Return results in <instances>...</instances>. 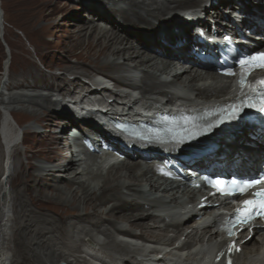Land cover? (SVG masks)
Wrapping results in <instances>:
<instances>
[{
	"label": "bare ground",
	"instance_id": "obj_1",
	"mask_svg": "<svg viewBox=\"0 0 264 264\" xmlns=\"http://www.w3.org/2000/svg\"><path fill=\"white\" fill-rule=\"evenodd\" d=\"M95 1L97 5L89 0L63 2L72 9L69 18L80 19L85 6L91 16L90 21L77 22L71 36L76 42L62 48L65 54L59 62L45 64L59 73L37 76L33 66L24 73L30 81L6 70L1 76L10 90L21 91L0 93V164L6 160L0 167V264H222L213 262L221 242L216 232L219 215L210 216V211L226 206L227 199L213 209L201 207V190L161 174L160 160L151 151L144 152L147 157L133 147L123 152L106 120L175 108L195 116L189 110L222 106L236 94L235 78L197 67L191 54L200 46L195 32L201 29L220 39L230 35L242 48L259 49L264 45V0ZM186 3L199 11L183 8ZM54 4L43 1L38 16H51ZM111 8L121 24L109 18ZM164 16L189 21L147 34L122 27L151 26L153 18ZM100 21L111 28H102ZM74 48L79 50L75 53ZM149 48L160 53H145ZM67 95L72 99L65 103L61 98ZM94 108V132H89L82 120L92 116ZM17 114L47 131L42 146L23 142L19 147L21 133L27 142L32 127L21 130ZM194 123L200 126L205 120ZM58 126L57 134L53 127ZM86 139L96 152L80 143ZM102 145L115 148L126 160L106 168L102 156L109 152H103ZM263 161L264 138L252 126L193 165L215 173H249ZM247 233L239 238L243 241L234 264H264V231L254 229L250 238ZM181 239L182 246L174 247Z\"/></svg>",
	"mask_w": 264,
	"mask_h": 264
},
{
	"label": "rangeland",
	"instance_id": "obj_2",
	"mask_svg": "<svg viewBox=\"0 0 264 264\" xmlns=\"http://www.w3.org/2000/svg\"><path fill=\"white\" fill-rule=\"evenodd\" d=\"M43 1H49V3H53L55 1L54 12L51 14V16L46 19H43L38 16V13L41 11V3H43ZM63 2H68V0H0V93L2 91L5 93H8L10 91H21V89L16 88H11L10 90V87L4 85L3 79L5 78L1 80V76L4 70H6L8 74L14 75L17 79H23L24 77H27L29 81L32 79H30L29 75L26 76V74L24 73L27 72V70H32L33 66L35 67L34 72H37V76H39V74L41 73L44 75H48L50 73H59L58 69L55 66L50 69L46 65L48 63L55 64L59 62V57H63L65 54V50H62V48L71 47L76 42L71 38V36L77 29V22L90 21L88 17L91 16L86 12L85 6L80 11V19L76 20L74 18H69L70 13H72V9H69L70 7L64 8L62 6ZM89 2L93 5L98 4V2H96L95 0H89ZM48 8L50 9L51 6H49ZM48 8L44 9V11H48ZM183 8H188L189 10H196L197 12L199 11L198 7L190 4L188 5L187 3L183 5ZM114 10V8L107 10V12L111 13L109 18L121 24V21L116 18ZM168 17H157V22L154 21L155 19L153 18V25L151 26L143 23L142 26H137L133 29L128 28L126 24L122 27H125L128 31L134 30L138 33L147 34L153 31L154 29L162 27L164 25L179 26L189 21L183 20L182 18L177 19ZM64 21L65 23H63ZM70 22L71 24H69ZM98 25L105 29L111 28L110 24L105 21H100ZM119 30L121 31V35L125 34L123 29ZM131 36V40L136 43V41L133 40V37L136 38L135 35L132 33ZM143 41L148 42L147 40ZM47 50L49 51V54L44 57V53H46ZM78 50V48H74L75 53ZM144 52L151 55H156V53H160L159 50L154 48H149L147 51L145 50ZM70 62H75L73 56L70 57ZM5 65H7V67ZM32 71L30 72V74L34 75V72ZM42 88L44 87L42 86ZM71 99L72 97L70 95L61 98V100H63L65 103L70 101ZM78 99H80V97H78ZM70 103H72V101ZM73 103L71 105H73ZM71 105L69 104V106ZM67 109L69 108L67 107ZM55 111L59 113L61 112L59 108H57V110ZM0 116H2L1 112ZM16 118L21 121V130L29 126L32 127L30 128L31 131L27 137V142L26 139L23 140V134L21 133L19 147L23 148L21 147L23 145V142L24 145L29 144L35 146H42L45 142V136L43 135V133H47V131H44L43 128L37 127V125L33 123L32 120H30L23 114H17ZM10 119L11 121H13L12 118ZM86 125H89L88 122H86ZM53 128L56 129L57 134L60 133L59 126L57 128ZM36 132L37 135H35ZM0 147L3 153V144L1 143V141ZM20 159L21 161H23V163H26L27 161L22 156L20 157ZM37 160V162H40L41 164L47 163L42 159ZM5 162L6 160H4V162L0 164V167H2V165L5 166Z\"/></svg>",
	"mask_w": 264,
	"mask_h": 264
},
{
	"label": "snow or ice",
	"instance_id": "obj_3",
	"mask_svg": "<svg viewBox=\"0 0 264 264\" xmlns=\"http://www.w3.org/2000/svg\"><path fill=\"white\" fill-rule=\"evenodd\" d=\"M249 61H258L259 63L256 64L257 67L264 68V53H258L255 56H249L242 58L238 61L241 65H244L248 63ZM227 75H232L231 72L225 73ZM261 84H264V79H261ZM241 87L246 86V82L244 79L243 74L241 75L240 79ZM261 99L258 101L260 104V107L257 109L258 111L264 112V92L260 93ZM249 107H255V104H249ZM239 111H243V109H239ZM183 120H190L195 119L193 117H182ZM211 127V126H209ZM181 140L183 141V137H181ZM207 183L211 186L217 188V190L225 195H235L237 192L240 194H243L245 191H247L252 185L259 183V180H221L216 179L212 180L209 178H205ZM261 179H264L262 177ZM259 199L254 200H246L244 201V207L243 209H237V211L233 214L232 219L228 221L229 225H236L238 224L240 226L241 231L250 223L255 221L257 216H264V192L257 193L256 194ZM259 209V211H258ZM229 235L236 234L234 232L233 227L227 228ZM230 251L236 252L238 251V248L236 247L235 241L232 242V244L229 246ZM228 264H231V259L228 260Z\"/></svg>",
	"mask_w": 264,
	"mask_h": 264
},
{
	"label": "water",
	"instance_id": "obj_4",
	"mask_svg": "<svg viewBox=\"0 0 264 264\" xmlns=\"http://www.w3.org/2000/svg\"><path fill=\"white\" fill-rule=\"evenodd\" d=\"M221 123H223L220 119L218 120L217 119V121H212V122H210V126L211 127H209V129H215V128H219V127H221L222 125H221ZM246 129V126H242V127H238V128H236V129H234V130H230V132L231 133H237V132H240V131H244ZM224 132V131H223ZM204 148H206V147H199L198 149H196V150H201V149H204Z\"/></svg>",
	"mask_w": 264,
	"mask_h": 264
}]
</instances>
